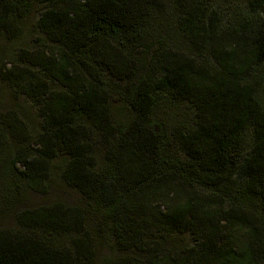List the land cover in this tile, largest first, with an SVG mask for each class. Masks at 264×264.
I'll list each match as a JSON object with an SVG mask.
<instances>
[{"label":"trees","instance_id":"1","mask_svg":"<svg viewBox=\"0 0 264 264\" xmlns=\"http://www.w3.org/2000/svg\"><path fill=\"white\" fill-rule=\"evenodd\" d=\"M216 1L0 0L42 35L0 68L39 118L0 115V264H264V0ZM57 159L80 200L14 208Z\"/></svg>","mask_w":264,"mask_h":264},{"label":"rangeland","instance_id":"2","mask_svg":"<svg viewBox=\"0 0 264 264\" xmlns=\"http://www.w3.org/2000/svg\"><path fill=\"white\" fill-rule=\"evenodd\" d=\"M221 1L224 2L223 0ZM221 1L217 0L216 3L221 6ZM226 4L229 5L228 3ZM30 26L31 24L27 23L21 29L20 35L13 39L0 33V68L8 67V62L15 58L20 48L36 49L37 42L34 41V38H42V35L35 30L30 33ZM12 110L19 112L24 117L28 131L30 130L29 136L34 135L32 127H36L39 121L36 107L26 100L22 93L15 91L11 84L0 80V115L6 113L12 117ZM6 130V128L0 127V150L3 149L12 153V133L9 134ZM60 167L59 159L52 163L47 193L40 194L29 188H21L20 194H18V202L14 205V208L20 210L24 207L48 205L57 200L67 204L77 203L80 200V195L76 190L69 188L63 183L60 178ZM1 174L2 172L0 171V228L12 229L14 224V213H12V172ZM3 186H6L7 190L2 189ZM175 240L179 242L178 239ZM181 241L191 242V235L189 233L185 234Z\"/></svg>","mask_w":264,"mask_h":264}]
</instances>
